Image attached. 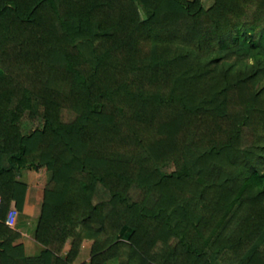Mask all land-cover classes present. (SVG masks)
<instances>
[{"label":"trees","instance_id":"1","mask_svg":"<svg viewBox=\"0 0 264 264\" xmlns=\"http://www.w3.org/2000/svg\"><path fill=\"white\" fill-rule=\"evenodd\" d=\"M84 239L81 264H264V0H0V264Z\"/></svg>","mask_w":264,"mask_h":264},{"label":"rangeland","instance_id":"2","mask_svg":"<svg viewBox=\"0 0 264 264\" xmlns=\"http://www.w3.org/2000/svg\"><path fill=\"white\" fill-rule=\"evenodd\" d=\"M212 2H213V0H203V5L208 7V6L211 5ZM140 9H141L142 16L145 17L147 15V12H146L145 8L140 6ZM42 121H43V118H42V116L40 114H37V117L35 119H31L30 117H28L26 115V116H24L22 118L21 124H22V128L23 129L30 130L33 127L41 124ZM20 179L25 181L27 183V185L29 186V188L32 189V191H34V192L38 191L39 192V198H38L37 203H38V206L41 205V203H42V192H41L40 189H38L35 186V174H34V171L32 169H24L23 173L20 176ZM36 213H35V215H36ZM13 215H14L13 212H11L9 214V216H8V219L12 220L13 219ZM30 239L35 243L36 246H34V249L31 250L28 255H33V254L38 253L41 250L42 245L40 243L36 242L35 240H33L32 238H30ZM22 243L24 244V242H22ZM91 243H92V240H90V239H84L83 240L80 252L78 253L76 259L73 262V264H81L82 261L87 260V258L90 255ZM29 247H31V246H29ZM29 249H31V248H29ZM106 264H117V260L116 259L110 260Z\"/></svg>","mask_w":264,"mask_h":264},{"label":"crops","instance_id":"3","mask_svg":"<svg viewBox=\"0 0 264 264\" xmlns=\"http://www.w3.org/2000/svg\"><path fill=\"white\" fill-rule=\"evenodd\" d=\"M27 189L28 190L26 192V197L24 202V211L29 214H35L36 212H37L36 214H39L41 209V205H39L40 206L39 207L37 203L39 198V192L32 191V189H30L29 186ZM30 238H31L30 236L26 234H22V236L18 239L19 242H24L26 254H29L30 251L34 249V246H36L35 243Z\"/></svg>","mask_w":264,"mask_h":264},{"label":"built area","instance_id":"4","mask_svg":"<svg viewBox=\"0 0 264 264\" xmlns=\"http://www.w3.org/2000/svg\"><path fill=\"white\" fill-rule=\"evenodd\" d=\"M11 212H13V214H14V215H13V219H12V220H10V219H8V220H7V221H8V223H10V222H11L10 224H12V223H13V220H14V217H15V212H14V211H11ZM11 212H10V213H11Z\"/></svg>","mask_w":264,"mask_h":264}]
</instances>
